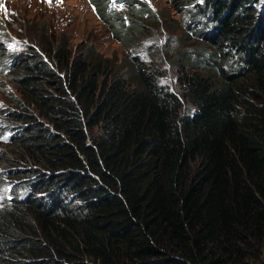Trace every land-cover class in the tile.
Wrapping results in <instances>:
<instances>
[{"label": "trees", "instance_id": "1", "mask_svg": "<svg viewBox=\"0 0 264 264\" xmlns=\"http://www.w3.org/2000/svg\"><path fill=\"white\" fill-rule=\"evenodd\" d=\"M108 1L119 66L22 17L36 45L12 61L0 44L4 164L31 191L0 210V264H264V0H181L199 46L156 43L146 62L149 20Z\"/></svg>", "mask_w": 264, "mask_h": 264}, {"label": "rangeland", "instance_id": "2", "mask_svg": "<svg viewBox=\"0 0 264 264\" xmlns=\"http://www.w3.org/2000/svg\"><path fill=\"white\" fill-rule=\"evenodd\" d=\"M135 1L140 6L142 16L149 20L148 25L150 26L151 32L148 29L147 32L155 33L148 40L150 47L159 43L157 49L159 53L164 55L162 48L166 44L169 48H179L181 46L188 50L199 46L200 38L192 34L193 27L192 25H188L191 7L187 4L182 5L183 1ZM121 11L128 16L126 9H121ZM1 12L3 15L5 12L8 13L12 18L4 23L3 28L9 29L5 33H8L12 37V40L13 36L19 39L15 43L16 52L21 51L22 43L20 37L17 36L21 34L20 26L18 25V19L20 17L23 18L22 24L25 30L29 31V29L34 28L41 33L43 27L44 31L49 28L48 36L50 38L53 35V31L56 36L62 34L63 40L71 43L77 55L93 47L99 54L109 58L111 61L116 60L114 63L119 66L128 52L113 31L101 20L97 11L89 3V0H51L50 3L49 0H0ZM138 19L141 20V17H138ZM140 23L144 24L141 21ZM130 24L131 21H129V26ZM155 26L156 31H153ZM23 37L26 40L24 35ZM59 38H55L54 40L58 41ZM33 44L36 45V42L33 41ZM11 52L13 51L11 50ZM181 55L182 53L177 54L178 59H176V63L181 62L179 61L181 60ZM175 58V55L172 58L167 55L163 56L162 62L165 76L162 77V83L172 90L179 92V85L176 79L178 66H174V63L170 62L171 59ZM202 59L199 56L191 58L190 63L192 67L196 68V64H202L200 62ZM154 60L156 63L160 62L158 58H154ZM199 69L205 71L202 67ZM9 91L13 93L11 87H9ZM6 95L8 96V91ZM181 98L183 97L181 96ZM0 104V108L4 105L7 106V103L2 97H0ZM3 151H1V155L4 154ZM42 180H44V177ZM2 181H7V179L0 174V183Z\"/></svg>", "mask_w": 264, "mask_h": 264}, {"label": "clouds", "instance_id": "3", "mask_svg": "<svg viewBox=\"0 0 264 264\" xmlns=\"http://www.w3.org/2000/svg\"><path fill=\"white\" fill-rule=\"evenodd\" d=\"M96 1L97 0H89V3L93 6L94 10L97 11L98 16L100 17V15H99L100 10H99V6L97 5ZM107 6H108L109 11H111L112 13H121L124 16L125 20L129 21V16H126V14L121 11V9H126L127 14H128V9H127L128 4H127L126 0H109ZM7 15H9V14L5 12V14L3 15L1 12L0 13V20H3L4 22L8 21ZM127 25H129V22H127ZM6 30H9V29H6ZM6 30H0V34L5 35ZM18 37H20V39L22 41L21 51H23V49L26 45L33 46V45H31L33 43L30 42L27 38H26V40H24L23 36H18ZM11 40H12V37L7 36L5 38V44H2L1 41H0V44L2 46H4V48L7 50L8 55H9L8 58H10L13 61L14 60L13 54H19L21 51L16 52V50H15V46H16L15 43H16V41H19V39L17 37L13 36V40L12 41ZM148 40L149 39H147L143 43L145 45V50H139V51L134 52L144 62H146L147 60H150V57L148 55V53H149L148 48L150 47ZM12 48H14V49H12ZM11 50L13 52H11ZM130 53H131V50H130ZM161 84H163V83H161ZM173 91H175V90H173ZM0 106H1V104H0ZM4 107H5V105L1 109H3ZM3 125H4V123L0 119V174H2V176H4L5 179H7V181H2V183H0V210L6 209L8 207V205L13 202V198H15L16 196H17L18 200L21 201V200H26L27 197L29 196V194L31 193L30 190H27L24 187V185H23L24 183H21L22 179L20 180V178H17L16 176H13V174H12V172H15V169L20 168V170H23L24 168H22L21 165H16V167H14V168L5 167L4 161H5V156H6V153H5L6 147L4 144L10 143V138L12 135H14L15 132H13L12 129H10V128H5V126H3ZM1 151L4 152L3 155H1ZM1 170H4V171H1Z\"/></svg>", "mask_w": 264, "mask_h": 264}, {"label": "snow or ice", "instance_id": "4", "mask_svg": "<svg viewBox=\"0 0 264 264\" xmlns=\"http://www.w3.org/2000/svg\"><path fill=\"white\" fill-rule=\"evenodd\" d=\"M51 2V0H49V3Z\"/></svg>", "mask_w": 264, "mask_h": 264}]
</instances>
